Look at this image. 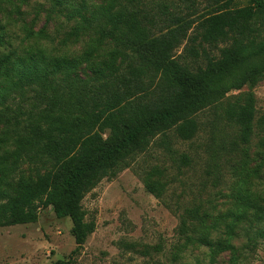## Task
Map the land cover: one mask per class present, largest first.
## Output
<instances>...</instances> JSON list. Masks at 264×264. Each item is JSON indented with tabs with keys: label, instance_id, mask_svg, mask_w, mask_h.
Masks as SVG:
<instances>
[{
	"label": "trees",
	"instance_id": "obj_1",
	"mask_svg": "<svg viewBox=\"0 0 264 264\" xmlns=\"http://www.w3.org/2000/svg\"><path fill=\"white\" fill-rule=\"evenodd\" d=\"M203 1L208 8L198 17L196 12L174 15L156 29L144 7L151 6L147 0H52L74 21L70 35L89 38L87 48L74 55L54 53L58 37L44 29L31 30L16 43L0 23L1 139L13 146L5 161L52 164L36 180L20 178L0 189V227L36 222L42 209L52 207L58 218H71L81 245L89 233L82 206L87 193L129 167L158 135L173 131L182 140L192 139L197 114L223 99L225 116L244 142L250 141L256 120L264 126L253 94L228 96L232 89L255 84L262 71L246 67L264 54V0ZM182 2L172 6H199L198 0ZM185 39L189 44L177 54ZM7 169L0 163L1 174ZM243 192L242 206L222 239L211 237L212 228L198 210H187L184 247L208 246L211 262L230 250V264H236L240 253L231 241L236 228L251 219L264 225V196ZM190 223L200 227L190 230ZM242 230L249 246L264 238V228L250 237ZM174 258L182 259L180 251Z\"/></svg>",
	"mask_w": 264,
	"mask_h": 264
},
{
	"label": "rangeland",
	"instance_id": "obj_2",
	"mask_svg": "<svg viewBox=\"0 0 264 264\" xmlns=\"http://www.w3.org/2000/svg\"><path fill=\"white\" fill-rule=\"evenodd\" d=\"M198 2L199 6H172L185 2L147 0L151 6L144 7L153 14L158 29L174 15L196 12L194 17H198L208 8L205 1ZM57 10L52 0H0V23L6 37L16 43L28 38L31 30L44 29L58 37L54 53L81 54L90 43L88 36L70 35L74 21ZM188 44L185 39L177 54ZM252 66L262 70L257 82L232 89L228 96L253 94L258 118L264 115V54L246 70ZM224 100L197 114L199 126L192 139L182 140L173 131L158 135L129 167L111 179H103L87 193L82 206L89 233L81 245L76 242L71 218H58L48 207L40 211L36 222L0 227V264H230V250L211 262L208 246L184 247L185 236L181 234L187 210H198L212 228L211 237L225 238L226 224L242 206L243 191L264 196V126L256 120L250 141L244 142L238 128L225 116ZM2 128L0 125V163L8 169L0 173L1 190L9 182L36 180L52 169L51 163H14V157L5 161L6 150L13 146L2 141ZM198 227L187 225L190 230ZM242 228L249 230L250 237L264 225L251 219L236 228L238 236L231 240L240 253L236 264H264V238L258 236L257 243L249 246ZM179 251L182 259L177 261L174 257Z\"/></svg>",
	"mask_w": 264,
	"mask_h": 264
}]
</instances>
